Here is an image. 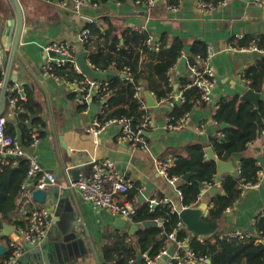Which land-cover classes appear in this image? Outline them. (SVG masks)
Here are the masks:
<instances>
[{"label": "crops", "instance_id": "1", "mask_svg": "<svg viewBox=\"0 0 264 264\" xmlns=\"http://www.w3.org/2000/svg\"><path fill=\"white\" fill-rule=\"evenodd\" d=\"M72 2L73 0H70L71 5L67 8L60 5V0H30L27 6L22 4L27 28L22 46L26 49L24 57L28 65L21 60L15 63L13 73L18 76V81H13L12 84H24V91L26 87H29L40 107V111L33 114V118L40 117L43 123L38 124L34 129L44 134L39 136L36 144L25 149L38 156L45 170L55 174L57 183L49 184L46 189L59 191L61 197L67 198L75 210L79 207L82 209L102 263L117 264L119 254L114 252L111 258L108 257L107 246L116 239L113 237L115 234L129 232V230L117 226L112 220H104L100 210L86 201L78 189L66 185L65 181L69 177L73 178L74 168H79L80 164L92 159L110 157L124 174L137 182V186L129 192V195L131 193L135 196L137 204L168 197L177 206H181L176 187L170 185L158 172L156 160L169 161L174 164L180 156L187 157L189 147L194 144L201 143L205 148L213 147L214 139L218 138L225 128H222L221 124L212 122L218 108L211 106L194 108L192 122L186 128L180 131L167 130L162 126L168 115H174V102L179 101L175 99L170 102H161L155 98L158 105L150 106V112L159 127L150 132L147 149L134 150L128 143L121 140L119 137L121 128L116 124L108 125L98 136L88 133L87 128L98 112L92 108L85 110L82 107L72 84L61 77L55 78L56 84L49 79L50 73L48 74L45 64L50 55L44 46L56 40L69 41L76 45L79 52L85 50L78 43V37L88 21L96 22L103 28H107L112 23L119 36L125 30L134 28L149 31L154 41H159L165 36L168 42L172 43L179 38L184 44L183 56L187 57V65L191 57H195L191 53L194 44L201 41L205 48L210 47L214 52L208 62L218 79L214 97L216 102H219L224 96L230 98L236 95L241 96L242 92L251 86L245 73L251 66L258 64L260 56L254 58L251 51L233 49L231 45L239 40L260 39L264 36V7L257 5L255 0H232L227 6L202 11L198 8V0H181L178 8L171 10L167 7V0H158L155 7L145 10L136 4L135 0H91L85 3L80 11H77L73 9ZM14 15L11 3L8 0H0V44L6 43L4 38L7 37L8 22ZM1 48L0 45V55H2ZM143 59L148 61V55L145 54ZM178 64L170 71L175 90H177L174 91L175 93L181 91V89L178 90L179 79L180 76L186 74L188 67L186 65L187 67H182L179 71ZM29 67L42 75L40 82L32 76ZM111 75H114V71L95 74L98 79H107ZM188 76L191 77L189 72ZM141 82L146 88L147 81L141 80ZM146 90L149 89L146 88ZM261 105L264 107V102ZM8 109L12 110V107H6L4 115L8 113ZM14 119L16 120V115ZM15 124L18 125L17 120ZM199 124L206 125L203 134L196 130ZM28 125H31L30 121ZM19 132L17 131V136ZM258 147L261 149L259 150ZM215 153L218 156L216 151ZM244 154L257 158L261 154L264 155V133L261 138L258 137L256 141L248 145ZM206 157L209 159L208 155ZM234 160L238 169L240 158H234ZM86 168H89V165ZM221 178L217 175L218 180L221 181ZM30 186L34 188L32 181H30ZM219 188L216 194H225L222 186ZM141 195L146 199L140 201ZM213 197L210 190L204 188L198 205L205 206V213L210 212ZM34 205L46 206L45 203L36 200H34ZM50 208L55 220L60 214L68 217L64 209L61 212L56 208ZM262 212H264V203L259 190L256 187L247 188L240 199L226 210L225 220L218 221L220 232L235 229L248 230L251 224H255L256 217ZM14 215L26 224L27 212L20 213L17 209ZM112 218L115 219L113 216ZM204 219L209 222L213 221L210 217H204ZM9 223L14 227L17 226L14 222ZM52 227L45 244L50 240ZM129 235L124 244H133L137 240V233L133 235L129 232ZM84 236L88 247V251L84 254L71 256V253L69 254L66 250L56 251L50 248L49 252H56V257L42 252L40 255L37 253L35 257H40V262L43 264H99L88 237L86 234ZM3 237L0 242L8 245L7 236ZM43 248L44 245L41 249ZM170 259V256L164 255L157 264H168ZM136 260L134 264H142L141 262L136 263Z\"/></svg>", "mask_w": 264, "mask_h": 264}, {"label": "trees", "instance_id": "2", "mask_svg": "<svg viewBox=\"0 0 264 264\" xmlns=\"http://www.w3.org/2000/svg\"><path fill=\"white\" fill-rule=\"evenodd\" d=\"M176 1V0H171ZM210 1V0H206ZM218 0L211 1L217 2ZM87 26L90 28L92 36L84 44V49L88 51V60L100 68L97 73H107L114 71V75L107 79L111 95L103 105V113L100 117L103 121L113 117L128 116L132 118V123H138L143 111L139 107L138 99L134 97L136 84L146 80V88L158 94V97L168 98L170 93L175 90L174 84L169 81L170 71L176 66L183 56L184 44L181 39L176 38L174 42L169 43L163 36L159 41H154L150 32L130 28L123 32L121 36L116 33L115 26L110 23L107 28L102 25L91 22ZM152 40V43L149 40ZM255 41L259 47L264 48V36L260 39H251L247 41H238L233 45L238 47H248ZM155 42V43H154ZM192 55L188 64H199L201 58H207L208 48L204 47L201 41L194 44ZM147 54L148 61L143 59ZM188 66V65H187ZM186 66V67H187ZM129 67L133 73L134 80L123 76L124 68ZM56 76L72 81L82 75L78 73L71 63L64 66H54L51 70ZM187 67L186 74L180 76L178 90L183 89L190 81ZM96 79L97 76H93ZM245 77L256 91H264V53L259 57L258 64L251 66L245 73ZM5 78L4 66L0 64V81ZM12 84V83H11ZM26 100H19L16 108L8 109L7 112L14 113L15 119H7L6 130L8 134L17 136V131L21 132V143L24 148L31 146L34 141V127L43 123L40 117L33 118V114L40 111L39 104L34 99L32 90L26 87ZM185 101L174 102L173 114L182 115L185 111L191 110L199 97V91L196 87L184 90ZM95 102L101 101L98 95H94ZM9 103V94L7 92V108ZM85 108L84 105H82ZM22 108V109H21ZM254 104L248 100H242L240 95L232 98L224 96L219 100V107L214 115V119L221 124L227 122L230 127L222 130L224 136L215 138L213 148L218 157L223 160L234 158L235 153H241L240 174L227 173L221 178V186L225 194H216L213 197L212 207L210 209V219L217 220L225 215L226 210L231 207L242 196L240 184L244 182L254 183L258 180V172L262 169L257 157L245 156L248 145L258 139L257 114L254 111ZM260 112L264 117V107L260 104ZM28 121L31 125H28ZM38 132V137L43 135ZM206 148L203 144H194L189 147L187 157L180 156L169 168L170 175H178L182 178L187 173H192L189 180H183L179 184L182 190L183 198L181 205L194 207L198 204L200 194L207 184H213L217 175V163L214 160L207 159ZM12 157H8L6 164L0 163V239L3 223L14 222L16 225L25 223L15 217L14 211L18 209L17 199L20 194L22 183L27 175L29 161L26 158L18 159L17 164H12ZM131 193L129 198H134ZM162 219L163 224L159 225L156 219ZM156 222L153 225L144 226L146 222ZM182 221L179 212L174 211L172 203L160 202L150 207L149 201L137 204V212L134 216V222L141 226L137 232V240L133 244H124L125 239L130 236L128 231L113 237L115 240L107 246L106 253L112 257L114 252L119 254L117 264H134L139 253L156 256L169 244L168 234L175 231L180 239L190 237V245L200 255H207L212 260V264H264V214L260 213L255 219V231L253 237L248 240L238 239H218L216 242L206 240L201 242L195 235H191ZM257 237H262L263 241L256 242ZM9 244L10 237H6ZM14 248L8 247V252L0 259V264H6V260L13 254ZM38 252L34 251L35 256ZM144 255V256H145ZM26 260L24 264H27ZM37 261H40L37 259ZM145 263V258L141 261Z\"/></svg>", "mask_w": 264, "mask_h": 264}, {"label": "built area", "instance_id": "3", "mask_svg": "<svg viewBox=\"0 0 264 264\" xmlns=\"http://www.w3.org/2000/svg\"><path fill=\"white\" fill-rule=\"evenodd\" d=\"M91 0H73L72 7L74 10L80 11L81 7ZM181 0L171 1L167 0V7L171 10H176ZM232 0H218L217 2H211L206 0H198V8L202 11H211L213 9L227 6ZM136 4L151 9L155 7L158 0H135ZM256 4L264 7V0H255ZM60 5L67 8L70 4V0H60ZM93 21H88L91 23ZM87 24L81 30L78 43L84 47V44L88 42L92 36L90 28ZM242 37V36H240ZM152 43V40H149ZM231 48L242 50V51H259L264 53V48L259 47L255 41L248 47H238L231 45ZM44 49L49 54L50 51H55L59 55L49 57V60L45 64V68L50 76L59 79V76L54 75L50 70L56 66H64L67 63H71L74 69L82 76L72 81L66 80L69 84L75 87L76 95L79 97L80 104L85 106V110L90 109L93 103L99 104V110L97 115L94 116L90 125L87 128V132L94 134L95 136L100 135L105 128L110 124H116L120 126L121 133L120 139L128 143L131 148L136 149H147L149 147V134L154 129L159 127L158 123L154 120L152 113L150 112V105L145 96V86L142 83L136 84L134 97L138 99L139 107L143 111L141 120L133 124L132 118L128 116L113 117L109 120L103 121L100 117V113H103L104 101L111 95L112 90L109 88V83L106 80L96 79L93 76L85 73L76 60V56L79 51L76 45L69 41H52L44 46ZM214 55V52L208 47L207 58H201L197 55L200 63L188 64L189 73L191 74V81L179 92H171L168 98H159L158 94L154 91L151 94L154 98L159 99L161 102H170L177 99L179 102L185 101L184 90L191 87H196L199 91V97L194 103L191 110L185 111L182 115H168L165 123L162 127L170 131H180L186 128L193 119V110L196 107H219V102H216L214 97V89L217 84V76L213 67L209 64L208 60ZM183 57V56H182ZM88 60V58H87ZM181 60V58H180ZM179 60V62H180ZM178 62V63H179ZM88 63L96 73L100 71V68L95 66L88 60ZM177 63V64H178ZM0 64L4 66L2 55H0ZM176 64V65H177ZM6 69L4 67V75ZM124 76L128 77L131 81L134 80L133 73L129 67L124 68ZM5 79V78H4ZM4 79L0 81V103L1 93L4 87ZM169 81L173 84V78L170 76ZM9 94V103L12 110L16 108L19 100H26V93L19 87L18 84H10L7 88ZM94 95H98L101 101L95 102L93 99ZM22 109V108H21ZM5 114V113H4ZM0 115V163L6 164L8 157H12V164H17L18 159L26 158L29 161V168L27 175L22 183L20 194L17 199L18 211L20 213H28V220L24 225L15 226L16 232L23 238L24 243H30L35 245L36 248H41L47 241L51 227L55 224V219L52 215V210L49 206H35L33 191L39 188H46L49 184L57 183L56 176L53 172L45 170L38 156L34 153L27 151L22 144L19 143L17 136H13L7 133V119L11 112L6 115ZM214 124H219L215 119L212 120ZM199 133H204L206 130L205 124H199L196 127ZM34 141L31 145L38 142V132L33 131ZM224 136L221 132L218 138ZM207 154V153H206ZM260 164V163H259ZM89 165V168H86ZM261 165V164H260ZM156 166L158 172L166 179V181L176 187L180 199L183 198L182 190L179 188V183L184 180L181 176L170 175L169 168L172 163L164 160H156ZM258 172V180L254 183L242 182L240 188L242 194L247 188L264 186V167ZM240 166L237 169L236 174H240ZM30 181L33 182L34 188L30 186ZM69 187L76 188L80 191L84 199L94 204L99 210H107L114 218H124L130 224L134 222V216L137 212V200L135 198H129V192L137 186V182L130 176L124 174L116 162L110 158L105 157L102 159H92L89 162L82 163L79 165L78 178L74 180L69 177L65 181ZM213 187H221L220 180L217 179L213 184H207L205 189L210 190ZM203 192V191H202ZM202 194V193H201ZM200 194V195H201ZM241 194V195H242ZM160 202L172 203L174 211L180 212L181 209L187 208L186 206H177L170 198L165 197L163 199H151L149 200L150 207L153 208L155 204ZM237 202V201H236ZM235 202V203H236ZM234 203V204H235ZM198 205V204H197ZM196 205V206H197ZM213 205H211L212 207ZM195 207V206H194ZM230 208V207H229ZM228 208V209H229ZM264 214V212H262ZM159 225L163 224L162 219H156ZM183 224V221L179 223ZM254 232H250L244 229H235L229 232H214L210 235H197V240L205 242L210 240L216 242L218 239H238L248 240L253 237ZM167 244L159 254L156 256L145 255L144 264H157L158 261L164 256L169 255L168 250L171 242L174 246V254L171 257L168 264H207V255L198 254L193 247L190 245V240L180 239L175 231L168 234ZM263 241L262 237H257L256 242ZM8 247H13L14 251L12 256L6 260V264H18L19 259L27 256L32 250L36 248H29L25 244L19 243L17 240L11 238ZM27 264H43L37 260H29Z\"/></svg>", "mask_w": 264, "mask_h": 264}, {"label": "water", "instance_id": "4", "mask_svg": "<svg viewBox=\"0 0 264 264\" xmlns=\"http://www.w3.org/2000/svg\"><path fill=\"white\" fill-rule=\"evenodd\" d=\"M13 9H14V17L8 22V31L6 33V36L4 39L6 41L5 44L1 43V52H2V58L4 62V67L6 69L5 79H4V87L2 89L1 93V107H0V115H2L5 112L6 106H7V88L8 86L13 82L18 81V76L13 73L14 65L16 62H19L20 60L24 62L25 65H28V62L26 58L24 57V53L26 52V49L22 46L23 38L26 35L27 28H26V15L25 11L22 5L21 0H8ZM145 10H148L146 7H144ZM49 54L51 56L59 55V53L55 51H50ZM252 55L254 58L259 57L262 55L259 51H253ZM88 51L83 50L79 52L76 56V60L82 70L89 74L90 76H95V72L88 63L87 60ZM187 65V57L183 56L178 64V70L180 71L182 67H186ZM29 70L32 74V76L40 82L42 79V75L38 74V71L35 69H32L29 67ZM124 76V74H123ZM49 79L56 84V79L53 76H49ZM24 84H19V87L22 89ZM145 96L148 100V103L150 106H156L158 105V102L154 98V96L151 94L149 90H145ZM240 98L242 100H248L251 101L255 108L254 111L257 114V123H258V136L259 138L262 137L264 133V117L262 116L260 112V104L264 102V91H256L252 87L247 88L245 91L242 92ZM106 101V100H105ZM104 101V102H105ZM100 105L93 103L91 105V108L95 111L99 110ZM15 115L10 114V119L14 120ZM229 124L227 122H222L221 127L226 128ZM18 141L21 143V132L18 133ZM260 150L261 147H258ZM206 152L208 155V158L210 160H214L217 163V175L219 177H222L223 175L227 173L235 174L237 172V166L235 164L234 158H240L242 156L241 153H235L234 158L230 160H223L219 158L213 147L209 146L206 148ZM20 160H23V158H20ZM258 160L260 164L264 167V155L261 154L258 157ZM79 174V168H74L72 172V177L74 180L78 178ZM192 173H187L183 178L184 180H189ZM220 190L219 187H213L210 189V192L215 195ZM257 190H259L260 196L262 198V201L264 203V186L261 185L257 187ZM224 193V192H223ZM33 198L41 203H45L47 206L52 207L53 209L56 208V210L62 212V209H64V212L67 213L68 217H64L63 215H58V217L55 220V224L52 227V235L50 237V240L48 243H44V248H36L35 245H32L30 243H24L23 238L16 232L15 227L11 225L9 222L5 221L3 223V229L1 231V235L4 236H10L14 240H17L21 244H25L29 248H36L32 250L27 256L19 259L18 264H24L26 260H41L40 257L31 256V254H34L35 252H38L39 255L42 252L43 254H49L52 257H56L57 253L52 252L50 253V248L56 249V251L66 250L68 253H71V256H76V254H84L88 251L87 244L85 242V234L89 239L90 246L92 250L94 251L99 264H103L100 256L98 254V251L96 249V244L91 236V230L89 228V224L87 221V218L85 214L83 213L82 209L79 207L77 210H75L69 203V200L67 198H63L60 195L59 191L49 190L46 188H39L35 189L33 191ZM143 195L140 197V201L145 200ZM205 206L199 204L195 207H187L181 209L179 212L180 217L183 221L184 226L187 228V230L190 232L191 235H210L215 232L214 225L212 222L206 221L204 217H210V212H204ZM59 213V212H58ZM100 214L104 220H112L113 223L117 224V226L121 228H126L129 230L131 234H136L141 226L139 224H129L124 218H115L113 219L110 212L103 209L100 210ZM156 222H146L144 226L153 225ZM248 231L254 232L255 228L254 225L251 224L249 226ZM190 240V237L188 238ZM65 251V252H66ZM8 252V246L6 243L0 242V259L5 256ZM59 253V252H58ZM168 253L170 256L174 254V246L173 242H171ZM144 259V255L142 253H139L138 258L136 260V263H139ZM207 264H212L211 258L207 259Z\"/></svg>", "mask_w": 264, "mask_h": 264}, {"label": "rangeland", "instance_id": "5", "mask_svg": "<svg viewBox=\"0 0 264 264\" xmlns=\"http://www.w3.org/2000/svg\"><path fill=\"white\" fill-rule=\"evenodd\" d=\"M32 1V0H31ZM22 4L24 6H27L26 4L30 2V0H21ZM225 216H222L220 219L213 220L212 223L214 225L215 232H220V224L218 223L219 220H225Z\"/></svg>", "mask_w": 264, "mask_h": 264}, {"label": "bare ground", "instance_id": "6", "mask_svg": "<svg viewBox=\"0 0 264 264\" xmlns=\"http://www.w3.org/2000/svg\"><path fill=\"white\" fill-rule=\"evenodd\" d=\"M120 133H121V130H120Z\"/></svg>", "mask_w": 264, "mask_h": 264}]
</instances>
